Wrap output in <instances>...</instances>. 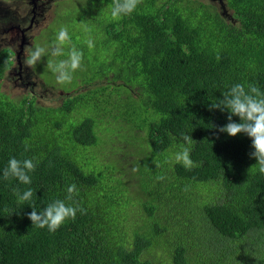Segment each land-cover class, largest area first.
<instances>
[{"label": "trees", "instance_id": "16d2710c", "mask_svg": "<svg viewBox=\"0 0 264 264\" xmlns=\"http://www.w3.org/2000/svg\"><path fill=\"white\" fill-rule=\"evenodd\" d=\"M65 3L46 47L64 22L65 53L74 45L84 59L72 87H57L75 94L60 107L6 96L15 54L0 51V170L11 157L38 162L30 185L0 178V264H264V174L251 169L247 135L217 132L227 111L209 110L235 83L264 91V0H226L232 18L193 0H141L121 19L111 0H68L69 14ZM184 146L191 169L174 159ZM131 163L136 182L117 179ZM17 187L32 200L17 203ZM56 199L86 214L55 232L34 227L30 205Z\"/></svg>", "mask_w": 264, "mask_h": 264}, {"label": "clouds", "instance_id": "9594fccd", "mask_svg": "<svg viewBox=\"0 0 264 264\" xmlns=\"http://www.w3.org/2000/svg\"><path fill=\"white\" fill-rule=\"evenodd\" d=\"M141 0H111L109 5L111 16L113 19H121L124 16L134 12ZM71 43L68 28L61 26L57 29L55 38L49 46H41L38 43L32 42L31 46H26L24 49V64L27 67L35 69L37 64L48 55L45 71H50L55 76L57 85L64 86L71 84L74 78V73L82 68L84 53L78 50L74 45L65 53L64 47ZM89 49L94 47V42L91 38L85 41ZM66 56L64 59H53ZM7 63V61H6ZM209 110L227 111V123L217 127V132L227 133L229 136L236 137L243 133L251 139V147L253 151L249 154L257 163L251 167L256 168L260 174H264V91L254 84L245 86L241 83H235L230 86L228 91L222 94V98L209 105ZM239 117V122H236L233 117ZM181 138L185 145H191L193 139L191 135L181 133ZM27 151V146L25 148ZM175 162L182 164L185 168L191 169L194 162L190 158V149L187 146L182 147L175 154ZM38 162L33 159H17L11 157L7 165L0 170V178L9 180L17 179L21 184L30 185V172H33L37 167ZM160 167L159 164L156 165ZM134 171L136 169H133ZM155 179L163 181L166 176L162 173L157 174ZM17 197V203L24 204L33 198L31 188L23 192L19 187L13 189ZM66 200L73 201V194L77 193L75 184H71L66 189ZM32 211L28 213V218L32 221L34 227L47 228L50 232H55L68 219L74 220L77 212L86 214V209L74 203H66L65 200L56 199L48 203L42 210L37 211L34 204L30 205Z\"/></svg>", "mask_w": 264, "mask_h": 264}, {"label": "rangeland", "instance_id": "374dc122", "mask_svg": "<svg viewBox=\"0 0 264 264\" xmlns=\"http://www.w3.org/2000/svg\"><path fill=\"white\" fill-rule=\"evenodd\" d=\"M63 1L65 0H0V51L9 48L15 54L13 66L7 72L2 83V92L11 100L19 103L23 99L31 98L39 106L53 111L64 103L67 95L74 94V92L66 93L57 88L59 86L67 89L72 87L74 82L72 81L71 84L64 86L57 85L55 76L50 71H45V64L47 63L44 64L43 68L40 67L41 62L38 63V68L42 73L24 64V49L26 46H31L32 42L37 43L36 41L40 36L43 39L40 45L46 46V42L49 40L48 34L55 27L57 5ZM195 1L212 5L217 8L218 12H225L228 18H232L233 12L227 7L226 0H193V2ZM34 2L35 4H33ZM61 7L64 8L60 12L65 11V14L73 11L70 10L72 9L70 3L66 2ZM52 19L54 20L52 21ZM61 26H65V23L60 22L59 27ZM76 73H74L73 80L76 78ZM53 116L55 115L53 114ZM48 139L52 140L50 136H48ZM121 147L122 145H115L110 156L116 157L117 153L125 163V155L119 149ZM139 172V167L131 163L119 171L116 177L125 183L128 180L134 183L139 176ZM142 181L141 187L144 192H152L153 188Z\"/></svg>", "mask_w": 264, "mask_h": 264}, {"label": "flooded vegetation", "instance_id": "af4514ba", "mask_svg": "<svg viewBox=\"0 0 264 264\" xmlns=\"http://www.w3.org/2000/svg\"><path fill=\"white\" fill-rule=\"evenodd\" d=\"M67 1H68V0H65V1H63V2H67ZM33 4H35V2H34ZM59 4H60V3H59ZM59 4H58V5H59ZM58 5H57V6H58ZM34 6H35V5H34ZM52 20H53V19H52Z\"/></svg>", "mask_w": 264, "mask_h": 264}]
</instances>
